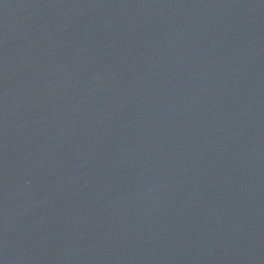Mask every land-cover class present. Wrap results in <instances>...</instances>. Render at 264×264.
<instances>
[{
    "label": "water",
    "instance_id": "95a60500",
    "mask_svg": "<svg viewBox=\"0 0 264 264\" xmlns=\"http://www.w3.org/2000/svg\"><path fill=\"white\" fill-rule=\"evenodd\" d=\"M0 264H264V0H0Z\"/></svg>",
    "mask_w": 264,
    "mask_h": 264
}]
</instances>
